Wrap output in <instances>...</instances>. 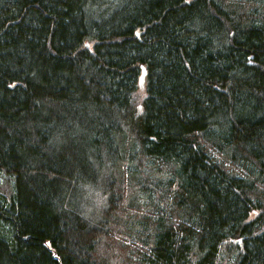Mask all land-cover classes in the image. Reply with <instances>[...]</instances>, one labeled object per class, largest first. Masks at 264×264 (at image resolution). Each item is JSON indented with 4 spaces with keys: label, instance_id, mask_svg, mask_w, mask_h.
Segmentation results:
<instances>
[{
    "label": "trees",
    "instance_id": "1",
    "mask_svg": "<svg viewBox=\"0 0 264 264\" xmlns=\"http://www.w3.org/2000/svg\"><path fill=\"white\" fill-rule=\"evenodd\" d=\"M0 264H264V0H0Z\"/></svg>",
    "mask_w": 264,
    "mask_h": 264
},
{
    "label": "water",
    "instance_id": "2",
    "mask_svg": "<svg viewBox=\"0 0 264 264\" xmlns=\"http://www.w3.org/2000/svg\"><path fill=\"white\" fill-rule=\"evenodd\" d=\"M145 75H146V68L143 66V69H142V78H143V80L145 78ZM238 241L241 242V239H239Z\"/></svg>",
    "mask_w": 264,
    "mask_h": 264
},
{
    "label": "bare ground",
    "instance_id": "3",
    "mask_svg": "<svg viewBox=\"0 0 264 264\" xmlns=\"http://www.w3.org/2000/svg\"><path fill=\"white\" fill-rule=\"evenodd\" d=\"M142 80H143V78H142V73H141V75H140V82H139L140 84H142Z\"/></svg>",
    "mask_w": 264,
    "mask_h": 264
}]
</instances>
